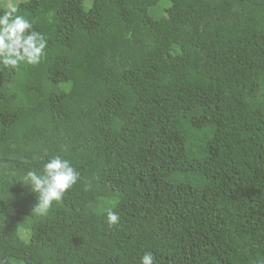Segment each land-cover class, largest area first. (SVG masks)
Segmentation results:
<instances>
[{"label": "trees", "instance_id": "16d2710c", "mask_svg": "<svg viewBox=\"0 0 264 264\" xmlns=\"http://www.w3.org/2000/svg\"><path fill=\"white\" fill-rule=\"evenodd\" d=\"M12 2L48 47L0 68V259L264 260V0ZM56 152L80 179L39 217L14 177Z\"/></svg>", "mask_w": 264, "mask_h": 264}, {"label": "clouds", "instance_id": "9594fccd", "mask_svg": "<svg viewBox=\"0 0 264 264\" xmlns=\"http://www.w3.org/2000/svg\"><path fill=\"white\" fill-rule=\"evenodd\" d=\"M48 38L34 28L33 21L20 13V5L9 0L0 4V68L16 71L22 64L39 65L47 55ZM69 89L65 88V92ZM80 173L73 166L70 158L59 152L42 160L40 167H28L14 182L19 181L29 186V191L36 195L32 208L34 215L47 216L54 207V202L64 200L79 181ZM107 224L117 226L120 215L112 207L103 209ZM0 264H8L0 259ZM139 264H155V255L145 251L139 257ZM257 264L264 260L257 259Z\"/></svg>", "mask_w": 264, "mask_h": 264}, {"label": "rangeland", "instance_id": "374dc122", "mask_svg": "<svg viewBox=\"0 0 264 264\" xmlns=\"http://www.w3.org/2000/svg\"><path fill=\"white\" fill-rule=\"evenodd\" d=\"M15 1H18L19 2L20 0H15Z\"/></svg>", "mask_w": 264, "mask_h": 264}]
</instances>
